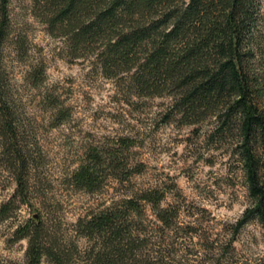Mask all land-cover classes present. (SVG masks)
I'll return each instance as SVG.
<instances>
[{
    "label": "rangeland",
    "instance_id": "374dc122",
    "mask_svg": "<svg viewBox=\"0 0 264 264\" xmlns=\"http://www.w3.org/2000/svg\"><path fill=\"white\" fill-rule=\"evenodd\" d=\"M44 2L8 0L0 68L18 110L17 139L33 162L24 171L27 202L18 198L0 217V264H27L28 240L16 233L35 216L62 245L64 259H92L97 242L80 232L78 221L149 191L165 192L161 207L177 212L172 229L163 227L151 206L141 213L149 228L143 249L154 259L264 264L261 224L237 227L252 200L236 134L215 133L214 117L182 112L174 99L178 92L146 96L132 74L109 78L92 55L72 58L67 39L49 32ZM261 11L264 19V0ZM257 56L264 63V20ZM53 103L65 111L64 121ZM92 156L99 158L98 180L88 192L72 176ZM6 159L0 157V209L17 191ZM43 262L50 264L46 257Z\"/></svg>",
    "mask_w": 264,
    "mask_h": 264
},
{
    "label": "trees",
    "instance_id": "16d2710c",
    "mask_svg": "<svg viewBox=\"0 0 264 264\" xmlns=\"http://www.w3.org/2000/svg\"><path fill=\"white\" fill-rule=\"evenodd\" d=\"M262 0H45L49 32L67 39L74 59L92 55L109 78L132 74L146 96L178 92V108L192 117H214L215 133L236 134L237 152L251 206L240 229L257 220L264 231V63L257 53L262 37ZM8 0L0 5V64L8 22ZM258 64V65H256ZM40 73L34 68L31 79ZM59 122L65 111L53 103ZM17 108L9 96L0 68V157L14 170L17 191L1 206L7 217L12 203H26L29 182L24 171L32 158L17 139ZM73 174L74 182L93 192L99 158ZM134 171L131 172V174ZM136 172H141L137 169ZM165 192H144L116 202L78 221L80 232L96 240L92 259H64L62 245L53 241L43 220L19 229L28 240L27 264H190L186 259H154L146 249L148 226L141 222L151 206L166 229L177 212L161 207ZM142 211V212H141ZM145 250V251H144ZM96 252V253H95ZM207 263V262H206Z\"/></svg>",
    "mask_w": 264,
    "mask_h": 264
}]
</instances>
